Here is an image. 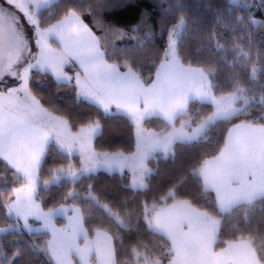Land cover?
I'll return each mask as SVG.
<instances>
[{"label":"snow or ice","instance_id":"snow-or-ice-1","mask_svg":"<svg viewBox=\"0 0 264 264\" xmlns=\"http://www.w3.org/2000/svg\"><path fill=\"white\" fill-rule=\"evenodd\" d=\"M130 5L0 0V264H264V0Z\"/></svg>","mask_w":264,"mask_h":264},{"label":"trees","instance_id":"trees-1","mask_svg":"<svg viewBox=\"0 0 264 264\" xmlns=\"http://www.w3.org/2000/svg\"><path fill=\"white\" fill-rule=\"evenodd\" d=\"M207 2H209V0H187V3L192 6V10L194 12L197 10L198 4L202 5ZM211 2L214 4L216 3L224 4L227 3V0H211ZM152 4H153V0H131V5L129 7L116 10L115 14L111 16L110 19L119 21L122 25L123 24L134 25L139 21L141 10L147 9L151 11ZM200 10L202 11L203 9L201 8ZM158 15L159 12L157 11L153 15V17L150 18V22H155V19ZM257 18L260 19L264 17H257ZM88 22H90V20ZM156 30L157 31L159 30L158 26ZM60 91L61 93H63L70 90L61 89ZM71 100H72L71 96L65 97V103H70ZM101 123L102 125H104L105 122L102 120ZM110 125H111L110 129L106 130L104 133L103 140L97 142V147L109 151L116 149H121L126 152L134 150V146H135L134 128L131 126L130 121H127L126 119H115L110 122ZM145 126L149 128L159 129L160 127H163V123L160 120H153V121H149ZM189 151L190 149H188L187 147L184 148L178 147L177 163H179L181 159L187 160L188 157L184 155V153H187ZM150 166L152 167L154 166V164ZM159 168H160L161 176L153 177L152 179L153 185H155L158 182H162V180L165 178L164 176L165 173L175 174V168L171 159L167 161L161 159L159 161ZM99 183L112 189L113 195L116 196L124 195V193L120 192L119 189L120 178L118 174L116 175L115 178H113L109 173L102 171L99 175ZM170 186L171 185H169V187ZM141 199H143V197H141Z\"/></svg>","mask_w":264,"mask_h":264},{"label":"crops","instance_id":"crops-1","mask_svg":"<svg viewBox=\"0 0 264 264\" xmlns=\"http://www.w3.org/2000/svg\"><path fill=\"white\" fill-rule=\"evenodd\" d=\"M113 111H114V109H113ZM61 223H63V221H61Z\"/></svg>","mask_w":264,"mask_h":264},{"label":"rangeland","instance_id":"rangeland-1","mask_svg":"<svg viewBox=\"0 0 264 264\" xmlns=\"http://www.w3.org/2000/svg\"><path fill=\"white\" fill-rule=\"evenodd\" d=\"M151 167V166H150Z\"/></svg>","mask_w":264,"mask_h":264}]
</instances>
